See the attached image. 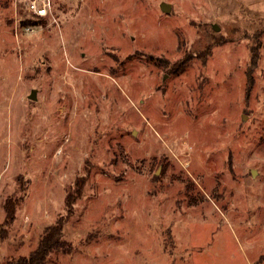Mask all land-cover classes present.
I'll use <instances>...</instances> for the list:
<instances>
[{"label": "rangeland", "instance_id": "rangeland-1", "mask_svg": "<svg viewBox=\"0 0 264 264\" xmlns=\"http://www.w3.org/2000/svg\"><path fill=\"white\" fill-rule=\"evenodd\" d=\"M9 198L0 264H264V0H0Z\"/></svg>", "mask_w": 264, "mask_h": 264}, {"label": "trees", "instance_id": "trees-1", "mask_svg": "<svg viewBox=\"0 0 264 264\" xmlns=\"http://www.w3.org/2000/svg\"><path fill=\"white\" fill-rule=\"evenodd\" d=\"M38 24V23H36ZM33 23H21V28L33 26ZM207 49V48H206ZM207 53H204V58ZM199 57H203V55H199ZM188 61L183 63V66L177 67L173 70L175 71H184L187 67ZM81 188L84 185V182L76 181V185ZM76 200H73L69 197V194L66 197L65 204L67 211H71L73 209V205ZM19 204L16 199H6L3 203V212H4V221L3 225L0 229V240H3L7 236V228L15 220V209ZM63 220L59 219L56 224L50 226L45 229L42 237L40 238L38 245L34 251H32L27 257H23L21 259L16 260L15 262H8V264H45L47 258L53 252H63L70 253L71 249L66 244V242L62 239V226Z\"/></svg>", "mask_w": 264, "mask_h": 264}, {"label": "built area", "instance_id": "built-area-1", "mask_svg": "<svg viewBox=\"0 0 264 264\" xmlns=\"http://www.w3.org/2000/svg\"><path fill=\"white\" fill-rule=\"evenodd\" d=\"M19 3L24 11L35 18H45L51 14V0H13ZM30 30V29H29Z\"/></svg>", "mask_w": 264, "mask_h": 264}, {"label": "water", "instance_id": "water-1", "mask_svg": "<svg viewBox=\"0 0 264 264\" xmlns=\"http://www.w3.org/2000/svg\"><path fill=\"white\" fill-rule=\"evenodd\" d=\"M160 8H161L162 11H165V12H168V9H169L167 4H161ZM213 29H214V31H218L217 27H214ZM28 99H30V100H35L36 99V95H35L34 91H31L30 95L28 96ZM242 119L244 120V117ZM251 174L254 175V171H252Z\"/></svg>", "mask_w": 264, "mask_h": 264}]
</instances>
